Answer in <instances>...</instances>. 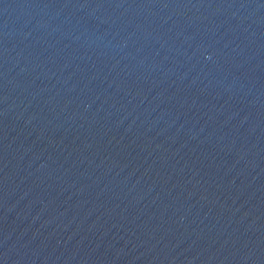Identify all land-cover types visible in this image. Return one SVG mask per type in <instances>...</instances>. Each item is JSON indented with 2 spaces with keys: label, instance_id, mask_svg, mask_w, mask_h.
<instances>
[{
  "label": "water",
  "instance_id": "water-1",
  "mask_svg": "<svg viewBox=\"0 0 264 264\" xmlns=\"http://www.w3.org/2000/svg\"><path fill=\"white\" fill-rule=\"evenodd\" d=\"M0 264H264V0H0Z\"/></svg>",
  "mask_w": 264,
  "mask_h": 264
}]
</instances>
